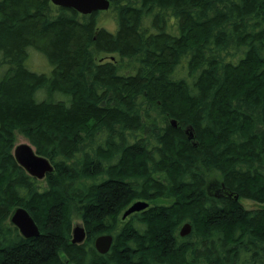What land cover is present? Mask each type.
I'll use <instances>...</instances> for the list:
<instances>
[{"label": "trees", "instance_id": "trees-1", "mask_svg": "<svg viewBox=\"0 0 264 264\" xmlns=\"http://www.w3.org/2000/svg\"><path fill=\"white\" fill-rule=\"evenodd\" d=\"M110 2L113 30L102 11L0 0V264H264V0ZM18 133L54 165L44 179Z\"/></svg>", "mask_w": 264, "mask_h": 264}, {"label": "water", "instance_id": "water-1", "mask_svg": "<svg viewBox=\"0 0 264 264\" xmlns=\"http://www.w3.org/2000/svg\"><path fill=\"white\" fill-rule=\"evenodd\" d=\"M52 3L59 7L75 9L81 14L109 10L111 6L110 0H52ZM13 154L18 163L37 179H44L48 173L54 171V165L50 159L38 154L30 142L15 145ZM149 205L147 201H135L124 212L123 220L133 213L147 209ZM10 220L26 238L37 237L41 233L35 220L24 207L16 208ZM191 231L192 226L190 223H185L181 228L180 234L181 236H186ZM86 237L87 231L83 224L73 225L72 243L81 244ZM113 241L114 237L111 234H103L95 239V247L101 254H106L110 251Z\"/></svg>", "mask_w": 264, "mask_h": 264}, {"label": "rangeland", "instance_id": "rangeland-1", "mask_svg": "<svg viewBox=\"0 0 264 264\" xmlns=\"http://www.w3.org/2000/svg\"><path fill=\"white\" fill-rule=\"evenodd\" d=\"M101 15L103 18L101 26L113 30L115 27V23H114V18L112 16L111 11L110 10L102 11ZM30 55L31 56L27 63H28V67L31 70L39 72V73L46 72L49 69L51 70V65L43 54L33 49ZM27 142H29L28 139L22 133L17 134L16 145L27 143ZM218 181H219V178L217 176L212 175L210 177L208 187L211 193L217 194L220 192V188L218 187ZM242 203L248 209H254V208L259 207L258 203L254 201H250V200H243ZM76 224H83L82 220L78 217L74 218V225Z\"/></svg>", "mask_w": 264, "mask_h": 264}]
</instances>
